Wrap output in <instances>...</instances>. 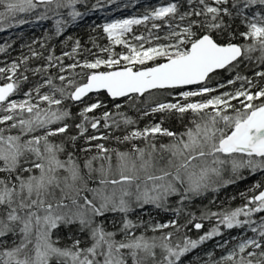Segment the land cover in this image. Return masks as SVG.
Segmentation results:
<instances>
[{
  "label": "snow or ice",
  "instance_id": "snow-or-ice-1",
  "mask_svg": "<svg viewBox=\"0 0 264 264\" xmlns=\"http://www.w3.org/2000/svg\"><path fill=\"white\" fill-rule=\"evenodd\" d=\"M136 2L0 0V264H264V0Z\"/></svg>",
  "mask_w": 264,
  "mask_h": 264
},
{
  "label": "trees",
  "instance_id": "trees-1",
  "mask_svg": "<svg viewBox=\"0 0 264 264\" xmlns=\"http://www.w3.org/2000/svg\"><path fill=\"white\" fill-rule=\"evenodd\" d=\"M120 2L127 4L128 0H120ZM151 0H137L136 3L130 4L127 8H119L116 13H110L111 15L115 16L118 14H133L140 9V3H149ZM105 16V13L97 11L95 14L91 16L92 20H95L97 23L102 22L103 18ZM23 31L25 33V36L23 39L20 38V31ZM12 35L15 43L12 44L13 47V56H15L16 53L21 51L19 48V44L27 40L28 36H34V35H40V29L36 26H20V28H14V29H8V30H0V43H3L5 40H8L9 35ZM11 43V41H9ZM228 191H231V187H229ZM221 197H223V193L220 194Z\"/></svg>",
  "mask_w": 264,
  "mask_h": 264
}]
</instances>
